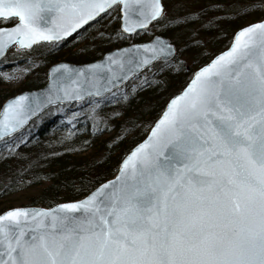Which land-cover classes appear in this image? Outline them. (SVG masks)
<instances>
[{
  "label": "snow or ice",
  "instance_id": "obj_1",
  "mask_svg": "<svg viewBox=\"0 0 264 264\" xmlns=\"http://www.w3.org/2000/svg\"><path fill=\"white\" fill-rule=\"evenodd\" d=\"M116 6L115 36L128 47L84 66L54 65L44 88L0 104V160L30 140L13 134L45 107L87 105L100 130L101 105L130 95L121 84L139 79L133 90L147 87L155 61L203 42L131 43L154 22L178 26L210 10L223 19L237 8L264 9V0H207L198 8L175 0L171 16L163 0H0V58L13 43L58 47ZM65 115L71 123L81 113ZM0 264H264V19L238 27L230 47L171 96L113 180L54 209L0 211Z\"/></svg>",
  "mask_w": 264,
  "mask_h": 264
},
{
  "label": "trees",
  "instance_id": "obj_2",
  "mask_svg": "<svg viewBox=\"0 0 264 264\" xmlns=\"http://www.w3.org/2000/svg\"><path fill=\"white\" fill-rule=\"evenodd\" d=\"M245 2L238 0L241 5ZM163 3L168 9V15H173L175 0H163ZM206 3L207 0H192V7L198 8ZM118 13L117 6L110 9L109 14H103L72 38L60 42L58 47L41 43L30 50L7 52L2 65L16 61L29 67L33 64L34 69L15 88H11L4 75L0 74V104L20 91L43 86L48 66L59 60L74 64L86 63L112 48L128 44V39H117L115 36L120 28L119 19L113 17ZM221 15L210 10L204 17H194L190 22L178 26L166 24L160 27L154 22L148 30L133 35L131 42L144 41L153 34H160L176 42L177 48L197 37L203 38V42L198 45L189 44L171 60L154 63V75L150 74L149 79L155 82L147 87L133 90L132 85L139 83V79L125 84L122 88L126 86L130 93L127 100L108 102L98 109V115L106 120V126L101 125L100 130L87 118V105H68L63 111H57L62 107L60 105L47 109L23 131L15 134L21 139V134L27 135L30 140L17 148L16 155L0 160V204L11 194L37 187V192L28 196V205L51 207L60 202L79 199L114 176L124 155L144 138L167 100L184 87L197 68L229 45L238 27L264 18V9L256 7L241 11L237 8L227 18L212 19ZM209 20H212L211 24ZM158 23L164 24V21ZM97 30L109 34L111 38L98 36ZM85 34L88 44L83 48H74V44L83 39ZM164 65L167 67L160 71ZM5 68L0 66V70ZM77 111L81 115L70 123L65 113L71 116ZM5 150L3 141H0V153ZM4 209V206H0V211Z\"/></svg>",
  "mask_w": 264,
  "mask_h": 264
},
{
  "label": "rangeland",
  "instance_id": "obj_3",
  "mask_svg": "<svg viewBox=\"0 0 264 264\" xmlns=\"http://www.w3.org/2000/svg\"><path fill=\"white\" fill-rule=\"evenodd\" d=\"M98 32H99V30H97V33ZM88 36L90 38L91 34L89 33ZM88 42L89 41H88L87 34H85L83 36V39H80L79 41H77L76 44H74V48L75 47L81 48L85 44H88ZM10 50L11 51L15 50L17 52L23 51V50H19V49L17 50L15 47H11ZM0 66H6L5 69L0 70V74H2V75L8 74V79H6V81L11 88H15L18 85H20L26 79V77L28 75L33 73V69H34L33 64L29 67V66H26L23 62L17 63L16 61L7 62L3 65L1 63ZM37 190H38L37 187L36 188L22 189L18 193L11 194L9 197H7L5 201L1 202L0 206H4V208H5L4 210H6L8 208H12V207L27 206L28 205V202H27L28 196L34 195L37 192Z\"/></svg>",
  "mask_w": 264,
  "mask_h": 264
},
{
  "label": "water",
  "instance_id": "obj_4",
  "mask_svg": "<svg viewBox=\"0 0 264 264\" xmlns=\"http://www.w3.org/2000/svg\"><path fill=\"white\" fill-rule=\"evenodd\" d=\"M263 19H264V18H263ZM89 23H91V22H89ZM120 26H121V21H120ZM83 27H84V26H82V28H83ZM77 31H78V30H77ZM75 33H76V32H75ZM75 33H72V34L70 35V37H71L73 34H75ZM154 36H159V37H161V38L169 39V38L166 37V36H163V35H160V34H155V35H153V36H152L149 40H147V41H143V42H133V44H141V43L149 42ZM70 37H66L65 39H68V38H70ZM65 39H64V40H65ZM40 43H42V42H40ZM38 44H39V43H38ZM230 44H231V42H230ZM230 44H229L228 47H230ZM35 45H36V44H35ZM128 45H129V44L122 45V46H119V47H117V48H113V49L107 51L106 53L114 52V51H115L116 49H118V48H126V47H128ZM13 46H15L17 49H30V48H19L15 43H13V44H10V45H9V47L7 48V50H6V52H5V55H6L7 51H8V49H10V48L13 47ZM33 46H34V45H33ZM33 46H32V47H33ZM32 47H31V48H32ZM228 47H227V48H228ZM227 48H226V49H227ZM226 49H224V50H222V51H225ZM222 51H221V52H222ZM106 53H104V54H103L100 58H98V59H95V60H93V61H91V62L82 63V64H74V63H69V62H66V61H59V62L53 63V64H51V65L47 68V74H46V78H47V79H46V82H45V84H44L43 86H41L40 88H37V89H33V90H24V91H21V92L15 94V95H13V96L8 97L6 100L3 101V103L6 102L8 99L13 98V97H15V96H17V95H20V94H23V93L37 92L38 90L44 88V87L47 85V83H48V79H49V71L53 68L54 65H58V64H61V63H67V64H70V65H72V66H74V67L84 66V65H88V64L95 63V62L99 61V60H100V59H101ZM219 53H220V52H219ZM219 53H218V54H219ZM175 54H176V53L173 54V57L175 56ZM218 54H216V55H218ZM214 56H215V55H214ZM214 56H213V57H214ZM173 57H172V58H173ZM213 57H212V58H213ZM3 58H4V57L0 58V60L3 59ZM172 58H171V59H172ZM160 60H161V61H166V60H164V59H158L157 61H160ZM157 61H155V62H157ZM209 61H210V60H209ZM209 61H208V62H209ZM155 62H154V63H155ZM208 62H207V63H208ZM154 63H153V64H154ZM195 71H196V70H195ZM195 71H194V72H195ZM190 79H191V78H190ZM130 80H131V79H129L128 81H125L123 84L120 85V87L123 86L125 83L129 82ZM189 81H190V80H189ZM189 81H188V82H189ZM188 82H187V83H188ZM186 86H187V84H186L184 87H186ZM184 87H183V88H184ZM183 88H182V90H183ZM182 90H181V91H182ZM177 94H178V93H177ZM169 99H170V98H169ZM169 99H168V100H169ZM3 103H2V104H3ZM57 105H59V104H57ZM53 106H56V105H53ZM50 107H51V106H50ZM47 108H49V107H45V108H44V109H43L38 115H40V114H41L44 110H46ZM161 113H162V112H161ZM0 115H2V113H0ZM38 115H36V116H38ZM36 116L31 117V118L29 119L28 123L30 122L31 119L35 118ZM158 118H159V117H158ZM158 118H157V119H158ZM28 123L25 124L24 126H22V128L18 129V130L16 131V133H18V132H20L21 130H23V129L25 128V126L28 125ZM152 126H153V124H152ZM152 126H151V127H152ZM151 127L149 128V130H148L146 136H145L141 141H139L137 144H135V145L130 149V151H131L133 148H135L140 142H142L143 140H145V139L148 137V135H149V133H150V131H151ZM16 133H14V134H16ZM14 134H13V135H14ZM1 140H2V139H0V141H1ZM130 151H129V152H130ZM129 152H128V153H129ZM128 153H127V154H128ZM127 154H126V155H127ZM126 155H125V156H126ZM125 156L122 158V160L125 158ZM122 160H121V161H122ZM121 161H120V163H121ZM120 163H119V166H120ZM119 166H118V169H119ZM117 174H118V170H117L116 174H115L113 177H111V178H109V179H107V180H105V181L113 180L114 177H115ZM105 181H103L102 183H104ZM102 183H100V184H102ZM98 186H99V185H98ZM98 186H96V187H98ZM82 198H83V197H82ZM80 199H81V198H80ZM77 200H78V199H77ZM62 203H65V202H62ZM57 204H61V203H57ZM57 204H55V205H53V206H51V207L30 206V205H27V206H19V207L29 208V209H32V208H45V209L53 208V209H54L55 206H56ZM12 208H15V207H12Z\"/></svg>",
  "mask_w": 264,
  "mask_h": 264
}]
</instances>
